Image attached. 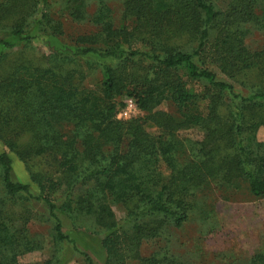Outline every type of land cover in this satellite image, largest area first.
<instances>
[{"label": "trees", "instance_id": "16d2710c", "mask_svg": "<svg viewBox=\"0 0 264 264\" xmlns=\"http://www.w3.org/2000/svg\"><path fill=\"white\" fill-rule=\"evenodd\" d=\"M216 1L122 0L115 19L108 0H0V264L44 249L33 221L51 249L30 264H179L140 247L211 219L209 194L264 200V49L244 44L264 0ZM121 97L142 117L118 120ZM78 220L101 263L66 233ZM246 264H264V230Z\"/></svg>", "mask_w": 264, "mask_h": 264}, {"label": "rangeland", "instance_id": "374dc122", "mask_svg": "<svg viewBox=\"0 0 264 264\" xmlns=\"http://www.w3.org/2000/svg\"><path fill=\"white\" fill-rule=\"evenodd\" d=\"M51 1L55 8H58L62 2V0ZM121 1L108 0L115 19L121 14ZM228 1L217 0L215 3L218 7L224 8ZM64 27L66 39L81 30L80 26L67 21ZM247 29L248 33L244 38L246 48L249 51L264 49V29L256 30L253 27ZM130 100L134 102L128 97L119 99L122 107L116 115L118 120L142 117L136 106L133 103L129 104ZM160 109L170 110L165 105ZM196 135V131L184 133V136L191 138ZM257 140L264 142V126L257 132ZM15 170L20 181H28L26 173L19 164ZM203 204L202 210L206 209L211 219H205L196 211L181 229H169L156 239L144 241L140 247L141 255L148 257L158 254L179 264H246L261 244L264 230V200L239 195L235 196L233 201H223L218 198V194L212 193L207 196ZM113 211L117 220L123 218L121 209L114 207ZM28 227L32 233L44 237L45 245L41 252L28 254L21 259V262L30 264L48 259L51 249L49 227L34 221L29 223ZM92 227L89 221L78 220L65 231L81 250L87 252L96 263H101L103 259L101 237L94 234ZM65 264L84 263L79 257L68 255Z\"/></svg>", "mask_w": 264, "mask_h": 264}, {"label": "built area", "instance_id": "2783aa9c", "mask_svg": "<svg viewBox=\"0 0 264 264\" xmlns=\"http://www.w3.org/2000/svg\"><path fill=\"white\" fill-rule=\"evenodd\" d=\"M133 103V105L135 106L134 102H132L131 100L129 101V104Z\"/></svg>", "mask_w": 264, "mask_h": 264}]
</instances>
